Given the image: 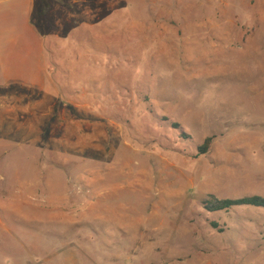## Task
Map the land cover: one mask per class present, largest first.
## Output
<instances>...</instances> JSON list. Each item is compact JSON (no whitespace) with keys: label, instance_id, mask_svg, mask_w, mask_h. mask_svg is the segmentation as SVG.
<instances>
[{"label":"rangeland","instance_id":"rangeland-1","mask_svg":"<svg viewBox=\"0 0 264 264\" xmlns=\"http://www.w3.org/2000/svg\"><path fill=\"white\" fill-rule=\"evenodd\" d=\"M36 2L43 82L0 86V264H264L263 208L202 204L264 198V0Z\"/></svg>","mask_w":264,"mask_h":264},{"label":"crops","instance_id":"crops-1","mask_svg":"<svg viewBox=\"0 0 264 264\" xmlns=\"http://www.w3.org/2000/svg\"><path fill=\"white\" fill-rule=\"evenodd\" d=\"M37 0H0V86L43 82L44 42L32 23Z\"/></svg>","mask_w":264,"mask_h":264},{"label":"trees","instance_id":"trees-1","mask_svg":"<svg viewBox=\"0 0 264 264\" xmlns=\"http://www.w3.org/2000/svg\"><path fill=\"white\" fill-rule=\"evenodd\" d=\"M174 128L180 129L177 123L172 124ZM214 137L206 138L198 148L200 155H205L209 152L213 143ZM203 208L208 212L227 211L233 207H254L264 209V198L258 196L243 197L240 199H224L220 200L215 197H210L203 203Z\"/></svg>","mask_w":264,"mask_h":264}]
</instances>
